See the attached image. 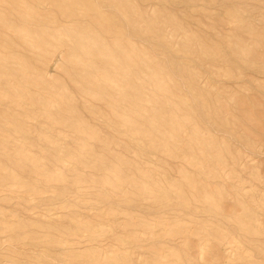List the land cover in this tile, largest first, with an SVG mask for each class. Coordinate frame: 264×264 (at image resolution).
<instances>
[{"label":"rangeland","instance_id":"1","mask_svg":"<svg viewBox=\"0 0 264 264\" xmlns=\"http://www.w3.org/2000/svg\"><path fill=\"white\" fill-rule=\"evenodd\" d=\"M0 46V264H264V0H0Z\"/></svg>","mask_w":264,"mask_h":264},{"label":"bare ground","instance_id":"2","mask_svg":"<svg viewBox=\"0 0 264 264\" xmlns=\"http://www.w3.org/2000/svg\"><path fill=\"white\" fill-rule=\"evenodd\" d=\"M98 21H99V20H98ZM152 22H153V21H152ZM99 33H100V31H99ZM75 34H76V33H75ZM94 36H95V35H94ZM82 37H83V36H82ZM82 37H81V38H82ZM191 37H192V36H191ZM29 38H30V37H29ZM2 39H4V38L2 37ZM86 40H88V39H86ZM191 40H192V39H191ZM34 41H35V40H34ZM88 41H89V40H88ZM31 42H32V41H31ZM37 42H38V41H37ZM39 42H40V41H39ZM45 42H46V41H45ZM90 42H91V41H90ZM3 44H4V43H3ZM42 44H43V41H42ZM42 44H41V45H42ZM94 44H95V43H94ZM47 45H48V44H47ZM92 45H93V43H92ZM1 46H2V44H1ZM1 46H0V47H1ZM20 46H21V45H20ZM24 46H25V45H24ZM79 46H80V45H79ZM110 46H111V45H110ZM118 46H119V45H118ZM2 47H3V46H2ZM2 47H1V48H2ZM45 47H47V46L45 45ZM111 47H112V46H111ZM113 47H114V46H113ZM132 47H133V46H132ZM4 48H5V47H4ZM39 49H41V48H39ZM43 49H44V48H43ZM43 49H42V50H43ZM46 49H47V48H46ZM104 49H105V48H104ZM110 49H113V48H110V47H109V49H108V50H109V54H110V52L113 53L112 51H110ZM115 49H116V48H115ZM133 49H134V48H133ZM2 50H3V49H2ZM6 50H7V49H6ZM44 50H45V49H44ZM131 50H132V49H131ZM94 51H95V50H94ZM99 51H100V50H99ZM99 51H98V52H99ZM47 52H48V51H47ZM92 52H93V51H92ZM107 52H108V51H107ZM42 53H43V52H42ZM72 53H73V54H76V53H74V52H72ZM94 53H97V52H94ZM97 54H98V53H97ZM100 54H101V52H100ZM46 55H47V54H46ZM103 55H104V54H103ZM103 55H102V56H103ZM110 55H111V54H110ZM113 55H114V53H113ZM2 56H4V55H2ZM72 56H73V55H72ZM102 56H101V59H102ZM121 56H122V55H121ZM5 57H6V55H5ZM42 57H43V56H42ZM76 57H78V56L76 55ZM76 57H74V59H76ZM87 57L89 58L90 56L87 55ZM87 57H86V58H87ZM96 57H97V56H96ZM99 57H100V56H99ZM103 57H104V56H103ZM106 57L108 58V56H106ZM123 57H124V56H123ZM1 58H2V57H1ZM12 58H13V57H12ZM78 58H79V57H78ZM82 58H83V57H81L80 60H82ZM112 58H113V57H112ZM93 59H94V58H93ZM114 59H115V58H114ZM121 59H122V58H121ZM30 60H31V59H30ZM35 60H36V59H35ZM76 60H77V59H76ZM86 60H87V59H86ZM108 60H109V59H108ZM111 60H112V59H111ZM124 60H125V59H123V61H124ZM132 60H133V59H132ZM0 61H1V60H0ZM93 61H94V60H93ZM123 61H122V63H121L122 65H124V64H123ZM134 61H135V60H134ZM8 62H9V61H8ZM82 62H83V61H82ZM91 62H92V61H91ZM127 62L129 63V61H127ZM127 62H126V63H127ZM136 62H137V61H136ZM138 62H140V61H138ZM5 63H6V62H5ZM80 63H81V62H80ZM112 63H113V61H112ZM6 64H8V63H6ZM33 64H34V63H33ZM85 64H86V63H85ZM93 64H94V63H93ZM93 64H92V65H93ZM113 64H114V63H113ZM121 64H120V67H121ZM130 64H131V63H130ZM135 64H136V63H135ZM87 65H88V64H87ZM131 65H132V64H131ZM10 66H11V64H10ZM74 66H75V65H74ZM114 66H116V64H115ZM133 66H134V65H133ZM136 66H138V65H136ZM78 67H79V66H78ZM92 67H93V66H92ZM150 67H151V66H150ZM29 68H30V67H29ZM115 68H117V67H115ZM122 68H123V67H122ZM125 68L127 69L126 66H125L123 69H125ZM135 68H136V67H135ZM22 69H23V68H22ZM22 69H20V70H22ZM74 69H75V67H74ZM126 69H125V71H126ZM68 70H70V69H68ZM68 70H67V72H68ZM100 70H102V69H100ZM121 70H122V69H121ZM23 71H24V70H23ZM23 71H22V72H23ZM80 71H81V70H80ZM105 71H106V70H105ZM112 71H113V70H112ZM115 71H116V70H115ZM117 71H118V69H117ZM123 71H124V70H123ZM123 71H121V72H123ZM138 71H140V70H138ZM70 72H72V71H70ZM113 72H114V71H113ZM118 72H119V71H118ZM118 72H117L116 75H118ZM121 72H120V73H121ZM134 72H135V71H134ZM142 72H144V71L142 70ZM115 73H116V72H115ZM131 73H132V72H131ZM138 73H139V72H138ZM81 74H82V72H81ZM113 74H114V73H113ZM127 74H128V72H127ZM150 74H151V72H150ZM153 74H154V73H153ZM156 74H157V73H156ZM1 75H3V74H1ZM7 75H8V74H6L5 76H7ZM67 75H69V74H67ZM72 75H74V74H72ZM103 75L105 76V74H103ZM121 75L123 76V74H121ZM159 75H161V72H160ZM23 76H24V75H23ZM109 76H110V75H109ZM126 76L128 77V75H126ZM134 76H135V75H134ZM134 76H133V77H134ZM139 76H140V74H139ZM156 76H157V75H156ZM165 76L167 77V75H165ZM8 77H9V76H8ZM17 77H18V76H17ZM19 77H21V76H19ZM92 77H93V76H92ZM123 77H124V76H123ZM154 77H155V76H154ZM21 78H22V77H21ZM23 78H24V77H23ZM90 78H91V77H90ZM102 78H103V77H102ZM134 78H135V77H134ZM134 78H133V79H134ZM142 78H143V76H142ZM149 78H150V77H149ZM156 78H157V77H156ZM158 78H159V77H158ZM160 78H161V77H160ZM164 78H165V77H164ZM9 79H10V78H9ZM73 79H74V78H73ZM78 79H79V78H78ZM104 79H105V78H104ZM135 79H136V78H135ZM135 79L133 80L134 82H135ZM138 79H139V77H138ZM143 79H144V78H143ZM152 79H153V78H152ZM10 80H11V79H10ZM12 80H13V79H12ZM28 80H29V79H28ZM35 80H36V79H35ZM105 80H107V78H106ZM139 80H141V79H139ZM149 80H150V79H149ZM25 81H26V80H25ZM76 81H77V80H76ZM85 81H86V79H85ZM107 81H108V80H107ZM109 81H110V80H109ZM111 81H112V79H111ZM115 81H116V80H115ZM145 81H146V79L143 80V83H144ZM150 81H151V80H150ZM155 81H156V80H155ZM161 81H162V80H161ZM161 81H160V82H161ZM164 81H165V80H163V82H164ZM8 82H9V81H8ZM168 82L171 83L172 81H171V82L168 81ZM168 82H167V83H168ZM72 83H74V82H72ZM95 83H96V82H95ZM102 83H104V82H102ZM106 83H107V82H106ZM135 83H136V82H135ZM148 83H149V82H148ZM148 83H147V85H148ZM151 83H152V82H151ZM151 83H150V84H151ZM156 83H158V82L156 81ZM169 83H168V84H169ZM17 84H19V83H17ZM30 84H31V83H30ZM83 84H84V83H83ZM145 84H146V83H145ZM154 84H155V82H154ZM154 84H153V86H154ZM161 84H162V83H161ZM161 84H159V85H161ZM165 84H166V83H165ZM172 84H174V83H172ZM104 85H105V84H104ZM104 85H102V86H104ZM140 85H141V83H140ZM155 85H156V84H155ZM163 85H164V83H163ZM163 85L159 86V88H160V87H162V88L165 87V86H163ZM19 86H20V85H19ZM84 86H85V85H84ZM95 86H98V85H95ZM109 86H110V85H109ZM136 86H137V85H136ZM148 86H149V85H148ZM151 86H152V85H151ZM151 86H149V87H151ZM157 86H158V85H157ZM105 87H106V86H105ZM110 87H111V86H110ZM112 87H113V86H112ZM166 87H167V86H166ZM173 87H174V86H173ZM2 88H3V87H2ZM21 88H22V87H21ZM103 88H104V87H103ZM117 88H118V87H117ZM170 88H171V87H170ZM104 89H106V88H104ZM120 89H121V88H120ZM145 89H146V88H145ZM154 89H155V87H154ZM81 90H82V89H81ZM96 90H97V89H96ZM110 90H111V89H110ZM118 90H119V88H118ZM131 90H132V89H131ZM131 90H129V91H131ZM147 90H150V89H147ZM157 90H158V88H157ZM106 91H107V90H106ZM108 91H109V90H108ZM112 91H113V90H112ZM127 91H128V90H127ZM150 91H151V90H150ZM176 91H177V90H176ZM124 92H125V90H124ZM164 92H165V90H164ZM200 92H201V91H200ZM8 93H9V92H8ZM113 93H114V91H113ZM120 93H121V92H120ZM144 93H145V91H144ZM155 93H156V92H155ZM155 93H153V94H155ZM166 93H167V91H166ZM177 93H178V92H177ZM197 93H198V92H197ZM202 93H204V92H202ZM149 94H150V93H149ZM162 94H163V93H162ZM167 94H169V93H167ZM23 95H24V94H23ZM108 95H110V97H112V96H111L112 94H110V92H109ZM120 95H121V94H120ZM137 95H138V94H137ZM21 96H22V95H21ZM28 96H29V95H28ZM106 96H107V95H106ZM118 96H119V95H118ZM125 96H126V94H125ZM151 96H154V95L150 94V98H151ZM160 96H162V95H160ZM160 96H159V97H160ZM64 97H65V96H64ZM141 97H142V96H141ZM126 98H127V97H126ZM160 98H161V97H160ZM105 99H106V101H107V98H105ZM109 99H110V98H109ZM142 99H143V98H142ZM152 99H154V98H152ZM163 99L165 100V97H164ZM120 100H121V99H120ZM130 100H131V99H130ZM138 100H139V98H138ZM144 100H145V98H144ZM144 100H143V101H144ZM154 100H155V99H154ZM69 101H70V100H69ZM155 101H157V100H155ZM166 101H167V100H166ZM70 102H71V101H70ZM130 102L132 103V101H130ZM147 102H148V101H147ZM164 103H165V102H164ZM106 104H107V103H106ZM144 104H145V103H144ZM44 106H45V103H44ZM107 106H108V105H107ZM128 106H129V105H128ZM130 106H131V105H130ZM142 106H143V105H142ZM149 106H150V105H149ZM155 106H156V104H155ZM155 106H154V107H155ZM144 107H145V105H144ZM144 107H143V108H144ZM151 107H152V106H151ZM151 107H150V108H151ZM45 108H47V107H45ZM137 108H138V107H137ZM151 109H153V108H151ZM177 109H178V108H177ZM111 110L114 111V109H111ZM141 110H142V109H141ZM143 110H144V109H143ZM146 111H147V109H146ZM167 111H168V110H167ZM172 111H173V110H172ZM125 112H126V111H125ZM154 112H155V111H154ZM116 113H119V110H118ZM120 113H122V112H120ZM120 113H119V114H120ZM170 113H171V112H170ZM72 114H73V113H72ZM128 114L130 115V113H128ZM151 114H152V113H151ZM156 114H158V113H156ZM162 114H163V113H162ZM120 116H121V115H120ZM162 116H164V115H162ZM119 118H120V117H119ZM160 118H161V117H160ZM171 118H173V117H171ZM120 119H121V118H120ZM123 119L125 120L124 117H123ZM148 119H149V118H148ZM135 120H136V119H135ZM122 121H123V120H122ZM122 121H120V122H122ZM125 121H126V120H125ZM142 122H143V121H142ZM156 122H157V120H156ZM137 123H138V122H137ZM146 123H147V122H146ZM152 123L154 124V121H153ZM123 124H124V123H123ZM130 124H132V123H130ZM134 125H135V124H134ZM137 125H138V124H137ZM158 125H159V123H158ZM158 125H157V126H158ZM150 126H151V125H150ZM161 127H162V126H161ZM77 128H78V127H77ZM132 128H133V127H132ZM146 130H147V129H146ZM163 131L165 132V130H163ZM153 132H154V131H153ZM161 132H162V131H161ZM161 132H160V133H161ZM158 133H159V132H158ZM144 136H146V135H144ZM148 136H149V135H148ZM149 137H150V136H149Z\"/></svg>","mask_w":264,"mask_h":264}]
</instances>
